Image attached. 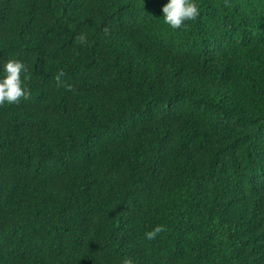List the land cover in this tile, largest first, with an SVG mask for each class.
Listing matches in <instances>:
<instances>
[{
  "label": "trees",
  "instance_id": "obj_1",
  "mask_svg": "<svg viewBox=\"0 0 264 264\" xmlns=\"http://www.w3.org/2000/svg\"><path fill=\"white\" fill-rule=\"evenodd\" d=\"M166 2L0 0V264H264V0Z\"/></svg>",
  "mask_w": 264,
  "mask_h": 264
},
{
  "label": "clouds",
  "instance_id": "obj_2",
  "mask_svg": "<svg viewBox=\"0 0 264 264\" xmlns=\"http://www.w3.org/2000/svg\"><path fill=\"white\" fill-rule=\"evenodd\" d=\"M162 23L172 29L179 28L185 21L195 19L198 14V6L195 0H167L162 5ZM83 42V37H81ZM25 65L16 58H8L0 61V105L14 104L19 102L21 98H28V90L25 85L27 76L25 73ZM60 73L56 79L59 81ZM164 231L163 225H156L151 231H147L145 239L151 241L159 233ZM125 264H131L126 261Z\"/></svg>",
  "mask_w": 264,
  "mask_h": 264
}]
</instances>
